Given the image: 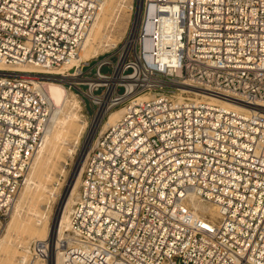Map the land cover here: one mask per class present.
I'll return each mask as SVG.
<instances>
[{
  "label": "built area",
  "instance_id": "built-area-1",
  "mask_svg": "<svg viewBox=\"0 0 264 264\" xmlns=\"http://www.w3.org/2000/svg\"><path fill=\"white\" fill-rule=\"evenodd\" d=\"M102 1L0 0V239L49 128L47 81L72 74L82 106L108 96L122 115L82 161L65 264H264V0H138L118 45L64 69Z\"/></svg>",
  "mask_w": 264,
  "mask_h": 264
},
{
  "label": "rangeland",
  "instance_id": "rangeland-1",
  "mask_svg": "<svg viewBox=\"0 0 264 264\" xmlns=\"http://www.w3.org/2000/svg\"><path fill=\"white\" fill-rule=\"evenodd\" d=\"M129 2L130 0H112V4H111L112 11L109 13L107 17L108 22H105L103 24L104 28H102L101 31L102 35H106L110 38V41L108 42L109 44L106 46L107 42H105V39H103L104 42L96 46L97 47L96 56L99 55L100 59L103 57V55L105 56L107 55L106 51L113 48V46L118 45L121 39L123 38V36L125 35V32L129 25V21L132 16L131 14L132 12L127 11V9L123 7V5L124 3L127 5ZM131 3L134 6V9H136L138 0H132ZM127 13L128 15H126ZM121 15L124 17H121ZM96 56L91 55V57L88 59H92V57H96ZM94 63L95 62L93 61L91 63V66H93ZM86 69H88V67L86 66L83 67V70ZM108 70H110L109 67L103 68L104 72H107ZM64 86L69 92L70 98L71 99L74 98L75 100L78 101V104H80L76 109V111L79 112L78 116L80 121H75L74 125H72L73 127L72 126H71L72 128L70 127L71 130H69L68 133L69 137L66 143L53 142V144L50 145L47 144L48 146H46L45 148L43 157H41V159L36 164H34L33 162L32 165L33 170L31 169L29 176L32 174L33 176H35V178H37L36 180L38 181L37 182L38 186H34L32 188V191H30L28 196H26V200L22 202V208L20 210L19 215H13L14 209L11 212L9 222L6 225L5 230L1 236V238H4V243L2 246L0 244V264H19L21 259L30 258L31 254L33 253L32 244L34 242L46 240L48 243H50V241H48L49 239L45 235L42 236V234H44V229L46 228L48 232L54 230L53 224H54V219L57 215L59 205L65 195V192L68 188L72 175L75 173L76 168L79 166L78 164L82 158L83 152L87 151L86 150L87 148L86 144L88 143L87 141L91 136L93 137L92 139H94L97 132L102 130L101 126L103 127V125L99 126L95 131L93 129L91 132V125L94 120L93 117H95L99 111L97 107L94 109L89 106L85 108L84 106H82L80 102V97L76 95L75 91H72V89H70L71 83L64 82ZM86 89H87V85L83 86V91H85ZM87 103L89 104L88 101ZM68 107L70 108L69 105L63 108V112L62 111L60 112L62 113L60 114V116H63L64 112L68 110ZM110 113L104 115L103 118L104 123L107 121ZM118 117H116L115 120ZM115 120L110 121L108 125H110ZM83 121L85 122L84 129L83 132L80 133L79 142H77V140L75 141V135L77 133L78 126L81 124L80 122ZM106 127L107 125L104 128ZM56 146H59V148L58 147L56 148ZM37 167L39 169H37ZM74 182H76V184L78 182V186H79L77 187V191H76L77 193L76 199H77L81 178L79 177L77 181V177L75 176L72 183L73 185L75 184ZM25 186L23 187L22 191L24 190ZM26 227L27 228L30 227V228L26 229ZM54 245L57 246V238L55 239V237H54Z\"/></svg>",
  "mask_w": 264,
  "mask_h": 264
},
{
  "label": "bare ground",
  "instance_id": "bare-ground-1",
  "mask_svg": "<svg viewBox=\"0 0 264 264\" xmlns=\"http://www.w3.org/2000/svg\"><path fill=\"white\" fill-rule=\"evenodd\" d=\"M131 2H132V0H130V2L127 5L125 3H124V5L122 4L123 7L127 9V11H132V9H133V5H132ZM111 4H112V0H103L100 3V11L98 13V18H97L96 22L94 23L88 38L86 39V42H85V44H84V46H83V48H82V50L80 52L79 59L72 60L69 64L64 66V69H68L72 65L79 64L80 60H87L88 58L91 57V55L96 56V54H97V49H96L97 47L96 46L101 44L102 42H104L103 39H105V42H107L106 46L109 44L108 42L110 41V38L108 36H106V35H102L101 31H102V28H104L103 24L105 22H108L107 17L109 15V13L112 11ZM124 12H125V10H124ZM126 15H128V13ZM117 16H119V15H117ZM121 17H124V16L121 15ZM100 35H102V36H100ZM6 67L7 66H5L3 63H0V70L1 69H6ZM25 67H27L29 70H34L35 69L34 65H27ZM60 79L62 81H64V82H70L71 84L76 82V79L74 78V76L72 74L64 75ZM85 82H91V79H86ZM47 86H48L49 96H50L51 101H52L53 112H52V116H51V119H50L49 128H48L47 133H46L45 141H44L43 145L41 146L40 150L38 151L37 155L35 156L34 164H36L41 159V157H43V153L45 152V148H46V146H48L47 144L50 145V144H53V142L66 143L67 140H68V137H69L68 136L69 130H71V128L73 127L72 125H74L75 121H80L79 116H78L79 112L76 111L77 107L80 104H78V101L75 100L74 98L73 99L70 98L69 92L67 91V89L64 86V84L58 83V82H54V81H47ZM210 99L212 101H214V102H218V103H220L222 105H225V106H227L229 108L246 109V110H248L247 107H245L242 104L237 103L235 101L224 100V99L217 98V97H214V96L210 97ZM108 100H109V97L106 96L105 99L103 101H101V105L102 106L99 109V111L96 114V116L93 117L94 120L92 119L93 123L91 125V132H92L93 129L95 131L101 125H103V128L106 125L108 127L109 126L108 124L110 123V121L115 120V118L119 116L115 120V121H117L121 117L122 111L120 109H116V110L112 111L109 114L107 121L105 123L103 122V118H104V115L106 113V109H105L106 107L105 106H106ZM68 105L70 106V108L68 107V110L67 111L65 110L66 112H64L63 116H60V114H62L60 112L61 111L63 112V108H65ZM115 121H113L111 124H113ZM80 123H78L80 125L77 128V133L75 132L76 133L75 141L77 140V142H79L80 133L83 132L84 125H85L84 121L80 122ZM90 138L87 141L88 143L86 144L87 145L86 150H88V147L90 146V144L92 142V138L93 137L91 136ZM57 147L59 148V146H56V148ZM86 152L87 151L83 152L82 158H81V160H80V162L78 164L79 166L76 168V171H75V176L77 177V181H78V178L81 175L82 161H83V159L85 157ZM53 153H54V151H53ZM42 164H43V162H42ZM37 169H39V168L37 167ZM28 178L29 179L27 180V183L25 184L26 186H25L24 190L21 192L20 197L18 198V201H17V203H16V205L14 207L13 215H19L20 214V210L22 208V202H24V200H26V196H28L29 192L32 191V188L34 186H38V184H37L38 181L36 180L37 178H35V176H33L31 174ZM41 179H43V178H41ZM74 183H75L74 185L72 184L70 186L69 192H68L66 198L64 199V202H63V205H62V208H61L59 222H58V225H57L56 229H54V224H53V229L54 230H51V232H48L46 230V228H45L44 229V234H42V236L45 235L49 239L48 241H50V243H48L49 244V248H48V257H49L48 258V264H65L64 263L63 253H62L61 249H59L56 245H54V237H55V239L57 238V242H58V240L63 235L62 231H63L64 227L67 224V215H68V212L71 209V205L75 202L76 194H77L76 193L77 187H79L78 186V182H77V184H76V182H74ZM29 199H30V196H29ZM23 204H25V203H23ZM193 206L196 209H200L202 212H208L209 209H211L212 211L215 210L213 207H210V206H208V205H206L204 203H201V202H198V201H195V200L193 201ZM29 228L30 227H28V228L26 227V229H29ZM23 230H24V227H23ZM3 243H4V238H1L0 239L1 246L3 245ZM2 249H3V247H2ZM23 259H25V258H23Z\"/></svg>",
  "mask_w": 264,
  "mask_h": 264
},
{
  "label": "water",
  "instance_id": "water-1",
  "mask_svg": "<svg viewBox=\"0 0 264 264\" xmlns=\"http://www.w3.org/2000/svg\"><path fill=\"white\" fill-rule=\"evenodd\" d=\"M74 177H75V173L72 175V178H71L70 183H69V185H68V188H67V190H66V192H65V195H64V197H63V199H62V201H61V203H60V205H59V208H58V211H57V215H56L55 220H54V229H56V227H57V225H58L62 205H63L64 199L66 198V196H67V194H68V192H69V189H70V186L72 185V182H73V180H74Z\"/></svg>",
  "mask_w": 264,
  "mask_h": 264
}]
</instances>
